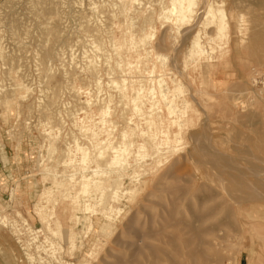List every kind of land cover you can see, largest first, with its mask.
I'll return each instance as SVG.
<instances>
[{"label": "rangeland", "instance_id": "obj_1", "mask_svg": "<svg viewBox=\"0 0 264 264\" xmlns=\"http://www.w3.org/2000/svg\"><path fill=\"white\" fill-rule=\"evenodd\" d=\"M206 1L197 0L191 21L179 27L158 17L169 0H131V4L128 0H0V264H131L135 255L152 264L146 245L171 249L160 233L164 228L175 231L164 222L174 203L177 217L192 221L196 211L207 214L218 207L207 220L208 227L220 224L228 209L234 211V227L218 232L229 237L217 247L227 258L223 264H264V187H257L259 193L249 189L256 198L245 199L242 185L228 174L229 170L260 171L264 186V90L254 81L256 73L264 72V0H208L215 9H224L230 30L228 36L213 41L204 32L213 36L216 26L201 31L202 39L210 41L208 52L211 46L214 51L189 60L192 40L205 27ZM144 27L154 32L145 47L139 43ZM95 43L106 52H97ZM145 48L152 50L148 56ZM89 59L98 64L104 87L100 94L88 70ZM154 66L156 78L182 86L178 107L189 103L181 142L157 146L137 130L131 135L134 145L128 164H107L111 153L102 158L93 145L107 138L119 144L122 130L134 123L147 128L127 99L133 95L131 84L146 83L150 75L143 70ZM111 80L120 90L127 89V98L110 85ZM100 98L110 103L107 119L117 123L107 125L109 131H99L104 127ZM162 107L166 109L165 104ZM78 117L98 136L81 131L74 124ZM75 137L88 148L86 171L69 161L68 149L69 145L75 149ZM140 143L145 147L138 149ZM137 152L145 159L136 160ZM81 155L76 152L74 157L79 160ZM93 169L100 170L103 180L88 192L78 193L74 183L71 189L58 185L70 177L80 179L82 173L92 174ZM133 171L137 173L132 176ZM49 187L51 194L43 195ZM72 187L79 203L70 195ZM115 188L120 196H113ZM86 202L92 204L91 211ZM112 205L121 211H109L108 219L105 209ZM37 206L47 213L46 220L40 218ZM243 216L247 223L241 225L236 217ZM90 224L95 229L89 234ZM180 259L192 264L186 255ZM159 260L172 264L163 256Z\"/></svg>", "mask_w": 264, "mask_h": 264}, {"label": "bare ground", "instance_id": "obj_2", "mask_svg": "<svg viewBox=\"0 0 264 264\" xmlns=\"http://www.w3.org/2000/svg\"><path fill=\"white\" fill-rule=\"evenodd\" d=\"M10 1V0H9ZM32 1V0H31ZM131 4V0H128ZM133 1V0H132ZM137 1V0H134ZM7 2V1H6ZM128 2V3H129ZM140 2V1H139ZM11 3V2H10ZM205 11L202 14V19L206 20V22L203 23V25L205 27H203L204 29L202 30H198L196 36L193 38L192 40V49L190 51V54L186 57L189 58V60L191 59H201L203 57H205L206 55H210V53H213L214 51V47L211 46V50L212 52H208V47H209V42L213 41L217 38H222V37H226L228 36L229 30H230V24L229 21L227 19V16L224 12V9H220V8H214L213 4L210 1H206L205 2ZM216 3V2H215ZM214 3V4H215ZM7 4V3H5ZM33 4V3H32ZM35 4V3H34ZM41 4H45L44 2H42ZM40 4V6H42ZM53 4V3H52ZM136 4H139L138 2ZM37 5V4H36ZM57 5V4H56ZM35 6V5H34ZM39 6V5H38ZM138 6V5H137ZM198 3L197 0H169L168 4L163 5L161 12L159 14V18L160 19H165L166 21H170L172 22L174 25L176 26H181L189 21H191L192 17H193V12L195 9H197ZM27 7V6H26ZM33 7V6H32ZM31 7V8H32ZM125 7H127V5H125ZM124 7V8H125ZM132 7V6H131ZM131 7H127L128 9L131 10ZM55 8V7H54ZM53 8V9H54ZM40 9V8H38ZM43 9V8H42ZM46 9V8H45ZM57 9V7H56ZM111 9V8H110ZM44 10V9H43ZM41 10V12L43 11ZM50 11V10H49ZM14 14V13H13ZM40 15V13H38ZM47 14V13H46ZM49 15V14H48ZM147 15V14H146ZM36 16V15H35ZM91 16V15H90ZM89 16V17H90ZM101 16V15H100ZM34 17V16H33ZM39 17V16H38ZM48 17V16H47ZM149 17V16H148ZM152 17V16H151ZM5 18V17H4ZM35 18V17H34ZM45 18V17H44ZM49 18V17H48ZM88 18V17H87ZM91 18V17H90ZM41 19V18H40ZM43 19V18H42ZM50 19V18H49ZM89 19V18H88ZM138 19V18H137ZM146 19V18H145ZM201 19V20H202ZM45 20V19H44ZM47 20V19H46ZM86 20V19H85ZM112 20V19H111ZM3 21V20H2ZM41 21V20H40ZM49 21V20H48ZM48 21L46 23H48ZM87 21V20H86ZM99 20H97L98 22ZM144 21V20H143ZM142 21V22H143ZM146 21V20H145ZM144 21V24H145ZM149 21H150V17H149ZM131 22V21H130ZM129 22V23H130ZM259 22V21H257ZM2 23V22H1ZM90 23V21H89ZM133 23V21H132ZM3 24V23H2ZM137 24V23H136ZM143 24V23H142ZM141 24V25H142ZM151 24V23H150ZM138 25V24H137ZM214 25L217 28L215 29V34L213 36H210V32L207 31L206 29L211 28V26ZM241 25V24H240ZM259 25V24H258ZM87 26V24H86ZM110 26V25H109ZM134 26V25H133ZM132 26V27H133ZM136 26V25H135ZM145 26V25H144ZM85 27V26H83ZM88 27V26H87ZM107 27V26H105ZM111 27V26H110ZM258 27V26H257ZM86 28V27H85ZM92 28V27H91ZM94 28V27H93ZM92 28V29H93ZM104 28V27H102ZM41 29V28H40ZM43 29V28H42ZM241 31L244 28H240ZM90 30V29H89ZM97 30V28L95 29ZM206 30V33L204 32V35L207 37H209L208 39L210 40L209 42H206L202 39V36H200L201 31ZM247 30V29H246ZM245 30V31H246ZM88 31V30H87ZM245 31H242L243 33H246ZM260 31V29H259ZM48 32V31H47ZM107 32H109L107 30ZM112 32V30H111ZM142 34L140 36V41L139 43H141V46H146V41L153 36V30L151 27L149 28H143V30H141ZM240 32V31H239ZM263 32V31H262ZM261 33V31H260ZM103 34V33H102ZM202 35V34H201ZM13 37H15L14 35H12ZM96 39H97V35L95 34ZM258 36V35H256ZM2 37V36H0ZM112 37V36H110ZM86 39V38H85ZM95 39V40H96ZM99 39V38H98ZM97 39V40H98ZM2 40V39H0ZM101 38L99 39L98 42H100ZM97 42V41H95ZM97 42V43H98ZM104 42V41H103ZM110 42V41H109ZM111 42L113 43V41L111 40ZM110 42V43H111ZM81 43V42H80ZM111 43V44H112ZM77 44V43H76ZM88 45V43H86ZM96 44V43H95ZM94 44V45H95ZM82 45V44H81ZM101 45V44H100ZM99 44H96V50L97 52L100 50H104V47L102 48V46H100ZM115 45V44H114ZM1 46V44H0ZM83 46V45H82ZM74 47V46H73ZM84 47V46H83ZM111 47V46H110ZM109 47V48H110ZM1 48V47H0ZM72 48V47H71ZM106 48V47H105ZM112 48V47H111ZM2 49V48H1ZM89 49V48H88ZM105 51V50H104ZM92 52V51H91ZM94 52V51H93ZM106 52V51H105ZM152 52V50H149V52L146 50L145 48V53L146 56H148L150 53ZM226 53V51H225ZM224 53V54H225ZM88 54V53H87ZM224 54L222 53V55L224 56ZM221 55V57H222ZM59 56V55H58ZM74 56V55H73ZM72 56V58H73ZM2 57V56H1ZM64 57V56H63ZM87 58H90V56H86ZM104 57V56H103ZM209 57V56H208ZM62 58V57H61ZM70 58V59H72ZM98 58V57H97ZM109 58H111L109 56ZM108 58V59H109ZM186 58V59H188ZM21 59V58H20ZM63 59V58H62ZM73 59H76L73 58ZM99 59V58H98ZM101 59V58H100ZM105 59V58H104ZM159 59V58H158ZM207 59V58H206ZM39 60V59H38ZM90 61H88V70L91 73V75L93 76L94 80V85L96 88V92L97 93H101L104 89L103 87V82L101 81V78L98 76L99 73L97 71V65L94 61V59H89ZM188 60V61H189ZM194 61V60H192ZM87 62V61H86ZM85 62V63H86ZM107 62V61H106ZM196 62V61H194ZM103 63V62H102ZM116 63V62H115ZM185 63H187L185 61ZM73 64V62H72ZM104 64V63H103ZM107 64L109 65V62H107ZM118 64V63H117ZM196 64V63H195ZM12 65V64H11ZM19 65V62H18ZM74 65V64H73ZM110 66V65H109ZM115 66H117L115 64ZM7 67V66H6ZM42 67V66H41ZM101 67V66H100ZM107 67V66H106ZM112 67V66H111ZM20 68V67H19ZM70 68V67H69ZM73 69V68H71ZM78 69V68H77ZM104 69V68H103ZM21 70V69H20ZM79 70V69H78ZM105 70V69H104ZM113 72V68L110 69ZM119 70V69H118ZM46 71V70H45ZM110 71V72H111ZM42 72V71H41ZM74 72V69H73ZM106 72V71H105ZM109 72V71H107ZM143 72H146L147 75H150L149 79H146V83H142L143 80H140L138 86H134L133 84H131V91L133 92V95L131 96V98L127 99V102H131L132 103V108L134 111L136 112H140L141 115L144 117V119L146 120V124H147V128L144 129H140L139 124L134 123L133 126H127L125 129L122 130L121 132V138L122 141H120V143L118 144H114L109 138H107L106 140H99L96 141L95 144L93 145V147L97 150L98 152V156L104 158L108 153H111V155H109L108 160L106 161L107 164L109 163L110 165H127L128 164V157L131 154V147L132 145H134V141H131V135L135 134L136 131L138 130L139 134L141 135H147L150 136L152 141L157 145H165L167 147H172V145H175L177 143L181 142L182 139V129L184 128V117L185 114L187 113V108L189 103L187 101H184L185 106L183 107V109H180L178 107V104L176 103V97H178L177 95L181 92V85H179V82H173L172 85L168 84L167 82L165 83V80L162 78V76L160 78H156L155 76V72H156V68L154 67H150L149 69L145 68L143 70ZM40 73V72H39ZM46 73V72H45ZM66 73V72H65ZM116 73V72H114ZM113 73V75H114ZM52 74V73H51ZM67 74V73H66ZM68 74H70V72H68ZM108 74V73H107ZM111 75V74H110ZM116 75V74H115ZM10 76V75H9ZM52 76V75H51ZM155 76V77H154ZM11 77V76H10ZM73 77V76H72ZM90 79V78H89ZM81 80V79H80ZM88 80V79H87ZM180 81V80H179ZM45 82V81H44ZM48 82V81H47ZM90 82V81H89ZM110 85H115L117 87V82L115 80H111L109 81ZM165 84H164V83ZM82 83L84 84V82L82 81ZM107 83V82H106ZM90 84V83H89ZM2 85V84H1ZM49 85V84H48ZM87 85V84H86ZM119 86V85H118ZM11 87V86H10ZM108 87V83L107 86ZM113 87V86H112ZM115 87V88H116ZM3 88V87H2ZM114 88V87H113ZM114 88V89H115ZM118 88V87H117ZM122 88V94L124 98H127V89L124 87H120ZM119 89V88H118ZM3 90V89H2ZM120 90V89H119ZM120 90V91H121ZM119 91V92H120ZM92 92H94L92 90ZM108 94V93H107ZM120 93H118L119 95ZM8 95V94H7ZM150 95V96H149ZM97 96V95H96ZM99 96V95H98ZM112 97V95H111ZM121 97V98H122ZM180 97V96H179ZM103 98V97H102ZM100 98V101L101 99ZM113 98V97H112ZM123 99V98H122ZM80 100V99H79ZM108 100V98H107ZM121 101V100H120ZM95 102V101H94ZM92 102V103H94ZM122 102V101H121ZM165 104V110L163 109L162 105ZM98 110L100 112V123L104 126L101 129H99L100 132L103 131H109V129L107 128V125L110 127V125H114L117 123L114 121L112 122L111 119L108 120L107 116L110 113V103L109 102H104L101 101V103L98 104ZM125 105V104H124ZM183 106V105H182ZM181 106V107H182ZM69 109V108H68ZM125 110V109H124ZM76 111V110H75ZM127 111V110H125ZM129 111V108H128ZM42 112V111H41ZM71 112V111H70ZM124 113V111H122ZM130 112V111H129ZM126 113V112H125ZM124 113V114H125ZM73 114V113H72ZM116 114V113H115ZM122 114V117L123 115ZM46 115V114H45ZM121 117V118H122ZM128 118V117H127ZM84 119H81L80 117H78L75 121V125L79 126V129L81 131L84 132H91L93 137L98 136L99 132H96V129L91 127L90 125H84ZM126 120V118H125ZM128 120V119H127ZM130 120H132V118H130ZM172 127H176L178 130L176 132L171 131ZM59 129V128H57ZM112 131V128L110 130V132ZM89 134V133H88ZM87 134V135H88ZM108 134L110 135V133L108 132ZM120 135V134H119ZM77 138L75 137V142H77L76 140ZM74 140V138H73ZM138 149L144 148V144L140 143L137 144ZM68 156H69V161L70 163L72 162H78L80 163L82 166H84V170H88L90 169L89 166H85L88 162V160H90V156H89V152H88V148L81 146L78 142L76 143L75 149L72 148V145H69V149H68ZM77 152H81V157L78 159H76L75 153ZM145 157V154L143 153H138L135 154V159H142ZM134 159V160H135ZM145 159V158H144ZM158 159V158H157ZM132 160V159H131ZM136 163V162H135ZM234 165V164H232ZM125 167V166H124ZM123 167V168H124ZM138 167V166H137ZM140 169V168H139ZM136 170V169H135ZM234 170V169H233ZM140 171V170H138ZM231 170H229V176L233 179H235L236 181L239 182V186H241L243 188V191L245 193H247L245 195V199L248 200H254L256 197L254 195H252L253 193H249V189H253L255 191V193H259L261 191L257 190V187L260 185L261 187H264L261 183V181L259 180L258 176H259V172H252L250 174H247L245 172H240L238 170H236V172L232 171L230 173ZM262 173L264 174V169L261 170ZM92 174H84L82 173L80 176V179L77 177H70L69 179H67L66 183H59V186H68L69 189L71 183H74L75 185H77V190L78 193H84V192H88L89 189L91 188V186H98L102 184V180H103V174L100 173V170L98 169H93L91 170ZM132 176L135 175L137 173V171H133L131 172ZM123 175L120 174L118 175L116 178L119 179L120 177H122ZM131 177V174L129 175ZM119 177V178H118ZM129 177V178H130ZM105 181H107V178H104ZM121 179V178H120ZM232 179V180H233ZM234 180V181H235ZM229 182V181H228ZM56 185V184H55ZM57 185V186H58ZM256 187V188H253ZM52 188V187H51ZM51 188H47L45 189V191L43 192V195H48L51 194ZM119 188V187H118ZM115 188L114 189V197L120 196L119 194V189ZM182 188V187H181ZM60 189V188H59ZM68 189V190H69ZM73 190H71V197L75 200L76 203H79V201L77 202V194L78 193H72L73 191H75V188L72 187ZM180 189V188H179ZM183 189V188H182ZM186 189V188H185ZM261 189V188H259ZM216 190V189H215ZM43 191V190H41ZM186 191V190H185ZM259 191V192H257ZM131 192V191H130ZM216 192V191H215ZM177 194V193H175ZM179 194V193H178ZM213 194V193H212ZM216 194V193H215ZM49 196V195H48ZM104 194L102 195L101 199L103 198ZM108 198H111L110 195H107ZM213 196V195H212ZM214 197V196H213ZM212 197V198H213ZM216 197V196H215ZM235 198V197H234ZM239 198V197H237ZM242 198V196H241ZM244 198V196H243ZM243 199V200H245ZM57 200L55 199L54 202H56ZM88 201V200H87ZM236 201V200H235ZM237 202H239L240 204V200H237ZM235 202V203H237ZM172 204V203H171ZM238 204V203H237ZM79 205V204H77ZM222 205V204H221ZM230 207V206H229ZM167 210V207H165ZM164 208V209H165ZM177 205L176 203L172 204V208L169 207V212L167 213L168 215L166 216L164 222H165V226L166 224L170 227V225L175 229V231H169L168 229L164 228L163 225L162 227L164 228L163 231L161 232V229L159 228V230H157L158 233H160V235L163 237V241L166 243L167 246H170V248L168 247H162L160 245H156V244H151V245H146V247L148 248V254L150 255V259L152 264H161L160 262V257L163 256V259H165L166 261L172 263V264H185V261L181 260L180 258L183 257L184 255L190 257L192 264H223L224 260L227 259L226 256L222 255L220 252L217 250V247L220 246V243L222 242L221 240L225 237H227L225 235V237H223V235L219 236L218 232L222 230L223 227H228V226H232L234 224L233 218L234 216V211H232L231 209H228L227 212V216L225 217V219L216 225H211V226H206V222L208 219H210L211 217H213L215 215V212L218 209L215 208L212 211L210 210L209 213L204 214L201 213L200 211L195 213L194 215V221L189 220L188 218H178L176 213H177ZM221 208V207H220ZM86 209L89 211H91L93 209V206L91 203L86 202ZM85 209V210H86ZM225 209V208H224ZM106 210V217L108 219H111V214H109L110 212H120L121 209L120 208H116L114 205L108 207L105 209ZM165 210V211H166ZM167 210V211H168ZM37 211L38 214L40 215V218L42 220H46L47 219V213L43 212V209L37 206ZM166 211V212H167ZM227 211V209H226ZM55 212V211H54ZM123 212V211H122ZM94 213V212H93ZM165 213V212H164ZM245 215V214H244ZM49 216H51L49 214ZM105 217V218H106ZM237 221L239 224H244L247 223V220L244 218V216L242 217V219H239V217H236ZM162 219V216H161ZM249 219V218H248ZM160 223V222H159ZM162 224V223H161ZM160 225V224H159ZM91 226V227H90ZM89 226V231L88 233L90 234L92 231H94L95 227L94 225L90 224ZM93 226V228H92ZM161 227V228H162ZM171 227V229H172ZM234 227V225H233ZM229 233V232H228ZM236 235V234H235ZM153 236L154 239H156L157 237L161 236L157 235ZM234 236V235H233ZM237 236V235H236ZM229 238V237H227ZM158 240V239H156ZM229 240V239H227ZM226 240V241H227ZM159 241V240H158ZM162 241V240H161ZM162 241V245L163 244ZM228 242V241H227ZM72 248H75L74 246H76V239H71L70 241ZM161 243V242H160ZM223 244V243H222ZM97 245V244H96ZM229 246V245H228ZM227 246V247H228ZM185 247V248H184ZM207 247H213L214 251H208V249H206ZM249 248H252V246L250 245ZM216 249V250H215ZM223 249V248H222ZM253 249V248H252ZM95 248L91 249L90 252L88 253V255H92L94 252ZM141 253L143 254V250H141ZM251 251V250H250ZM229 253V252H228ZM230 261V260H229ZM232 261V259H231ZM230 261V262H231ZM227 262V261H226ZM229 263V262H227ZM131 264H145L143 263V260L140 259L139 255L138 256H134L133 260H131ZM238 264V263H237Z\"/></svg>", "mask_w": 264, "mask_h": 264}, {"label": "built area", "instance_id": "obj_3", "mask_svg": "<svg viewBox=\"0 0 264 264\" xmlns=\"http://www.w3.org/2000/svg\"><path fill=\"white\" fill-rule=\"evenodd\" d=\"M254 81L256 83H259L262 85L263 90H264V72L261 73H256L255 77H254Z\"/></svg>", "mask_w": 264, "mask_h": 264}]
</instances>
